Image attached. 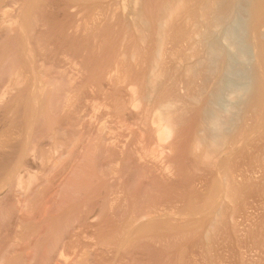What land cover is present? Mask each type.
Wrapping results in <instances>:
<instances>
[{"label": "rangeland", "instance_id": "rangeland-1", "mask_svg": "<svg viewBox=\"0 0 264 264\" xmlns=\"http://www.w3.org/2000/svg\"><path fill=\"white\" fill-rule=\"evenodd\" d=\"M79 1L0 0V71L4 74L8 66L14 65L27 76L22 89L9 97V101L14 102L0 110V184L4 181L2 178L8 183L5 190L0 191V264H264V125H261L264 122L261 121L264 116V40L261 42V75L254 70V87L240 113L238 111V116L227 113L222 117L221 125L227 130L218 137L217 143L210 146L208 137L209 100L216 92L226 59H220L215 69L209 55L210 46L218 36H223L224 26L234 18L239 0H192L189 8L166 30L163 43L166 45L160 54V19L165 0H138L136 12H132L131 6L122 7L124 0ZM258 1L264 9V0ZM22 7L24 11L20 10ZM252 7L254 5L249 9ZM5 10L9 13L4 14ZM28 11L35 18H27V26L23 28L26 31L22 33L16 23L11 25L10 19L19 18V12L27 15ZM41 13L46 15L50 27L44 33L36 25ZM33 27L35 29H31ZM31 65L34 68L31 69ZM41 68L45 74L41 73ZM32 85L36 88L34 93L29 90ZM138 87L142 88L139 93L142 106L134 110L129 100L132 89L138 91ZM16 99H19L18 105ZM167 103L170 107L165 109ZM142 111L145 112L141 114ZM164 111L177 132L170 155L177 176L169 172L171 181H161L159 185L160 178L147 174L150 172L146 163L157 160L160 164L167 163L166 158H153L159 157L166 146L158 138L154 123L158 113ZM258 124L263 127L259 128ZM79 147H85L83 152L88 151L82 153ZM143 149L148 150L150 159L140 161L136 154ZM57 152L64 153L63 158ZM194 161H198L197 165ZM14 167L19 169L18 173L12 177L13 181L11 178L7 182L8 173L17 172ZM222 191H227V195L221 196ZM33 210L38 213L35 211L33 215ZM155 213L158 221H151L150 216ZM140 222L144 225L138 228L142 225ZM130 229L136 236L128 233Z\"/></svg>", "mask_w": 264, "mask_h": 264}, {"label": "bare ground", "instance_id": "bare-ground-1", "mask_svg": "<svg viewBox=\"0 0 264 264\" xmlns=\"http://www.w3.org/2000/svg\"><path fill=\"white\" fill-rule=\"evenodd\" d=\"M24 1V0H23ZM26 1H28V0H26ZM29 1H31V0H29ZM74 1H76V0H74ZM81 1V0H80ZM79 1V2H80ZM105 1V0H104ZM127 1V0H126ZM224 1V0H223ZM235 1V0H234ZM238 1V0H237ZM19 2V1H18ZM21 2V1H20ZM19 2V3H20ZM34 2V1H33ZM41 2V1H40ZM39 2V3H40ZM83 2V1H82ZM115 2V1H114ZM120 2V1H119ZM121 2H122V0H121ZM145 2V1H144ZM150 2V1H149ZM191 2H192V0H165V2H164V5H163V8H162V14H161V19H160V27H161V29H162V32H161V38H160V48H159V50H160V52H158L159 54L160 53H162L161 52V48L163 47V45L165 46L166 44H163L164 43V40H166L165 39V37H164V35H166L165 34V32H166V30H168V27H170V24L171 23H173V21H175V19H177V18H179L181 15H182V13L185 11V9H187V8H189V6H190V4H191ZM44 3H46V2H44ZM123 3V6L122 7H124L125 9H126V7H128V6H131V10H132V12H136V10H137V4H138V0H129L128 1V3L127 2H125V0L122 2ZM13 4V3H12ZM28 4H31V2L30 3H28ZM35 4V3H34ZM76 4V3H75ZM115 4H116V2H115ZM114 4V5H115ZM212 4V3H211ZM8 5V4H7ZM19 5V4H18ZM21 5H22V2H21ZM38 5V4H37ZM39 5H41V4H39ZM42 5H44L45 6V4H42ZM46 5H49L48 3L46 4ZM83 5V4H82ZM110 5V4H109ZM237 5V4H236ZM251 5H254V7H252L253 9H249V7L251 6ZM4 6L5 5H3V8H4ZM13 6V5H12ZM106 6V5H105ZM119 7H120V5H118ZM141 6V5H140ZM213 6V5H212ZM24 7H26V6H24ZM29 7H30V5H29ZM31 7H32V4H31ZM34 7V6H33ZM37 8L38 7H40V6H36ZM205 7V6H204ZM209 7V6H208ZM229 7V6H228ZM1 8V7H0ZM6 8H7V6H6ZM201 8V7H200ZM212 8V7H211ZM15 9H16V7H15ZM23 10L24 11V9H23V7L22 8H20V10ZM33 9H35V7L33 8ZM40 9V8H39ZM110 9H112V7L110 8ZM116 9H117V7H116ZM115 9V10H116ZM121 9V8H120ZM191 9V8H190ZM206 9V8H205ZM232 9V8H231ZM234 9V8H233ZM232 9V10H233ZM2 9H0V11H1ZM12 10V9H11ZM46 10V9H45ZM113 10V9H112ZM119 10V9H118ZM130 10V11H131ZM208 10V9H207ZM213 10V9H212ZM30 11H31V9H30ZM30 11H28L29 13L27 14V15H23L25 12H23V14H21V12H19L18 14H19V18H17V19H10V21H11V25H13L14 23H16V25L15 26H19L21 29H22V33H23V28H25L27 25V18L28 17H30V16H34V18H35V15H33V13H31ZM38 11V10H37ZM36 11V12H37ZM120 11V10H119ZM125 11V10H124ZM123 11V12H124ZM82 12V11H81ZM132 12H131V15H132ZM187 12V11H186ZM208 12H210V11H208ZM7 13H9V10H5V12H4V14H7ZM39 13V12H38ZM189 13V12H188ZM203 13V12H202ZM263 13H264V9H261V6H260V2L258 1V0H239V4L237 5V7H236V9H235V16H234V18L231 20V22L225 27L224 26V28H225V30H224V32H223V36L221 37V38H219V36L215 39V40H213V42L211 43V46H210V53H209V55H210V58H211V61H212V65H213V67L215 68V69H218V67H219V60L220 59H222V58H226L225 59V66H224V69H223V72H222V74H221V76H220V78H219V81H218V85H217V89H216V92L214 93V95H213V97H212V100H209V101H211V107H210V112H209V114H210V120L209 121H211L210 123V136H208V137H210L209 139H210V142H209V145H210V143H217V140H218V137L222 134V132H225L226 130H227V127L225 126V125H221V122H223V120H222V117L223 116H225L227 113H229V114H231V115H236L237 113H238V111H239V113H240V108L242 107V105H243V103H244V101H245V99H246V97L249 95V93L251 92V90H252V88L254 87V82H255V73H254V70L256 69V72L259 74V71H261V69L263 68V52H262V47H261V42L264 40V15H263ZM16 14H17V11H16ZM21 14V15H20ZM42 14V16H40L38 19H37V21H36V25H37V27H38V29L40 30V31H43V33L44 32H47V30H49L48 28H50L49 27V22L47 21V17H46V15H44L43 16V13H41ZM44 14H45V11H44ZM110 14V13H109ZM127 14V13H126ZM187 14V13H186ZM190 14V13H189ZM188 14V15H189ZM230 14V13H229ZM2 15V14H1ZM1 15H0V18H1ZM12 15V14H11ZM10 15V16H11ZM112 15V14H111ZM129 15H130V13H129ZM134 15V14H133ZM137 15V14H136ZM141 15V14H140ZM5 16V15H4ZM124 16H125V14H124ZM135 16V15H134ZM206 16H207V12H206ZM9 17V16H8ZM128 17H130V16H128ZM6 18V17H5ZM13 18H14V16H13ZM16 18V17H15ZM33 18V19H34ZM36 18H37V16H36ZM125 18V17H124ZM133 17L131 16V18L130 19H132ZM202 18V17H201ZM229 18V17H228ZM7 19V18H6ZM9 19V18H8ZM32 19V18H31ZM182 19V18H181ZM223 19V18H222ZM2 20V19H1ZM30 20V19H29ZM35 20V19H34ZM124 20V19H123ZM133 20V19H132ZM138 20V19H137ZM142 20V19H141ZM187 20H189V19H187ZM194 20H195V18H194ZM32 21V20H31ZM84 21V20H83ZM96 21V20H95ZM97 21H99V20H97ZM96 21V22H97ZM107 21V20H106ZM105 21V22H106ZM130 21V20H129ZM134 21V20H133ZM140 21V20H139ZM185 21V20H184ZM207 21H209V20H207ZM227 21V20H226ZM1 22V21H0ZM29 22V21H28ZM51 22V21H50ZM92 22H93V19H92ZM96 22H94V23H96ZM125 22V21H124ZM145 22H147V21H145ZM180 22V21H179ZM196 22V21H195ZM225 22V21H224ZM6 23V22H5ZM4 23V24H5ZM13 23V24H12ZM33 23V22H32ZM76 23V22H75ZM79 23V22H78ZM87 23V22H86ZM85 23V24H86ZM90 23H91V21H90ZM133 23V22H132ZM135 23V22H134ZM133 23V24H134ZM182 23H183V21H182ZM191 23V22H190ZM199 23V22H198ZM204 23H205V21H204ZM217 23V22H216ZM3 24V25H4ZM88 24V23H87ZM141 24V23H140ZM157 24V23H156ZM185 24H186V22H185ZM221 24V23H220ZM2 25V26H3ZM72 25V24H71ZM80 25V24H79ZM81 25H82V23H81ZM129 25V24H128ZM153 25V24H152ZM182 25H184V24H182ZM199 25H200V23H199ZM222 25V24H221ZM10 26V25H9ZM83 26V25H82ZM81 26V27H82ZM102 26V25H101ZM100 26V28H102ZM126 26V25H125ZM130 26V25H129ZM133 26V25H132ZM139 25H137V27H138ZM142 26V25H141ZM171 26H172V24H171ZM176 26H177V23H176ZM1 27V26H0ZM52 27V26H51ZM78 27H80V26H78ZM87 27V26H86ZM85 27V28H86ZM89 27V31H90V29H91V27L90 26H88ZM131 27V26H130ZM129 27V28H130ZM134 27V26H133ZM143 27H145V26H143ZM199 27V26H198ZM214 27H215V25H214ZM11 28V27H10ZM19 28V29H20ZM77 28V27H76ZM139 28H141V27H139ZM187 28V27H186ZM192 28H193V26H192ZM201 28V27H200ZM209 28V27H208ZM12 29H14V27L12 28ZM28 29V28H27ZM31 29H35L34 27L33 28H31ZM61 29V28H60ZM103 29V28H102ZM137 29V28H136ZM146 29V28H145ZM159 29V28H158ZM171 29V28H170ZM160 30V29H159ZM180 30V29H179ZM24 31H26V30H24ZM37 31V30H36ZM88 31V30H87ZM89 31H88V33H89ZM137 31H139V30H137ZM161 31V30H160ZM10 32H12V30L10 31ZM33 32H34V30H33ZM146 32V31H145ZM194 32V31H193ZM218 32V31H217ZM14 33V32H13ZM195 33V32H194ZM221 33V32H220ZM4 34V33H3ZM3 34H1V35H3ZM7 34V33H6ZM9 34V33H8ZM146 34H147V32H146ZM199 34V33H198ZM201 34V33H200ZM199 34V35H200ZM209 34L211 35L212 34V30L209 32ZM27 35V34H26ZM34 35V34H33ZM32 35V36H33ZM82 35H84V33L82 34ZM195 35V34H194ZM12 36V35H11ZM16 36V35H15ZM29 35H27L26 36V38L28 37ZM35 36H37V35H35ZM41 36V35H40ZM18 38H20V37H18ZM30 38H31V36H30ZM33 38V37H32ZM31 38V39H32ZM49 38V37H48ZM198 38H200V36L198 37ZM7 39H9V38H7ZM129 39H131V38H129ZM15 40V39H14ZM13 40V41H14ZM27 40H28V38H27ZM35 40H36V38H35ZM177 40V39H176ZM12 41V42H13ZM17 41V40H16ZM18 41H19V39H18ZM17 41V42H18ZM25 41V40H24ZM157 41H159V39L157 40ZM174 41V40H173ZM61 42V41H60ZM143 42V41H142ZM141 42V43H142ZM169 42V41H168ZM207 42V41H206ZM19 43V42H18ZM47 43V42H46ZM133 43V42H132ZM22 44V43H21ZM45 44V43H44ZM43 44V45H44ZM55 44V43H54ZM184 44V43H183ZM201 44V43H200ZM199 44V45H200ZM24 45H26V42H25V44ZM23 45V46H24ZM27 45H28V48L30 47V44L29 43H27ZM33 45H35V44H33ZM203 45V44H202ZM13 46V45H12ZM15 46V45H14ZM19 46V45H18ZM31 46H32V43H31ZM41 46V45H40ZM49 46V45H48ZM51 46H52V44H51ZM56 46V45H55ZM35 47H38V46H35ZM42 47V46H41ZM203 47V46H202ZM201 47V48H202ZM7 48V47H6ZM19 48V47H18ZM25 48V47H24ZM1 49V48H0ZM8 49V48H7ZM12 49V48H11ZM17 49V48H16ZM47 49V48H46ZM144 49V48H143ZM209 49V48H208ZM26 50V49H25ZM31 50V47H30V49H29V51ZM127 50V49H126ZM5 51V50H4ZM20 51V50H19ZM27 51V50H26ZM130 51V50H129ZM158 51V50H157ZM166 51V50H165ZM173 51V50H172ZM1 52V51H0ZM3 52V51H2ZM16 52V51H15ZM30 52H32V51H30ZM43 52V51H42ZM143 52V51H142ZM148 52V51H147ZM164 52V51H163ZM208 52V51H207ZM14 53V52H13ZM12 53V54H13ZM19 53V52H18ZM41 53V52H40ZM157 53V54H158ZM174 53V52H173ZM177 53V52H176ZM23 54V53H22ZM21 54V55H22ZM29 54V53H28ZM42 54V53H41ZM47 54V53H46ZM127 54V53H126ZM135 54V53H134ZM14 55H15V53H14ZM24 55H25V52H24ZM125 55V54H124ZM197 55V54H196ZM208 55V56H209ZM9 56V55H8ZM10 56H11V54H10ZM9 56V57H10ZM13 56V55H12ZM29 57H30V55H28ZM33 56V55H32ZM136 56V55H135ZM140 56V55H139ZM165 56V55H164ZM198 56V55H197ZM1 57V56H0ZM3 57H5V55L3 56ZM21 57V56H20ZM22 57H23V55H22ZM121 57H123V55L121 56ZM133 55H132V59H133ZM138 57V56H137ZM147 57V56H146ZM157 57H158V55H157ZM17 58V57H16ZM28 58V57H27ZM172 58V57H171ZM185 58V57H184ZM197 58H199V57H197ZM1 59V58H0ZM7 59H9V58H7ZM33 59V58H32ZM88 59V58H87ZM124 59H125V56H124ZM131 59V58H130ZM160 59V58H159ZM182 59V58H181ZM186 59V58H185ZM200 59H202V58H200ZM122 60V59H121ZM183 60V59H182ZM6 61V60H5ZM15 61V60H14ZM30 61V60H29ZM41 61V60H40ZM120 61V60H119ZM118 61V62H119ZM140 61H142V60H140ZM146 61V60H145ZM156 61V60H155ZM175 61V60H174ZM2 62H4V61H2ZM16 62H17V60H16ZM15 62V63H16ZM42 62V61H41ZM44 62V61H43ZM46 62H47V60H46ZM183 62V61H182ZM208 62V61H207ZM21 63V62H20ZM25 63V62H24ZM158 63H159V61H158ZM173 63V62H172ZM14 64V63H13ZM19 64V63H18ZM33 64V63H32ZM45 64V63H44ZM47 64V63H46ZM62 64V63H61ZM167 64V63H166ZM203 64H205V63H203ZM222 64V63H221ZM2 65V64H1ZM9 65V64H8ZM43 65V64H42ZM140 65V64H139ZM142 65V64H141ZM140 65V66H141ZM144 65V64H143ZM6 66V65H5ZM118 66V65H117ZM173 66V65H172ZM222 66V65H221ZM30 67V66H29ZM47 67H49L48 65H47ZM55 67H57V66H55ZM128 67V66H127ZM136 67V66H135ZM144 67V66H143ZM155 67H156V64H155ZM186 67V66H185ZM199 67H201V65L199 66ZM209 67V66H208ZM6 67H4V69H5ZM26 68V67H25ZM32 68H34V67H32V65H31V69ZM54 68V67H53ZM85 68V67H84ZM106 68V67H105ZM107 68H108V66H107ZM134 68V67H133ZM197 68V67H196ZM22 69V68H21ZM37 69V71H38V67L36 68ZM42 69V68H41ZM40 69V71H41V73L43 72L44 73V71H43V69L41 70ZM47 69V68H46ZM58 69V68H57ZM87 69V68H86ZM118 69V68H117ZM139 69V68H138ZM137 69V70H138ZM182 69V68H181ZM210 69H212L211 67H210ZM209 69V70H210ZM26 70V69H25ZM126 70V69H125ZM155 71L157 70V69H154ZM197 70V69H196ZM3 70H1L0 71V110H2V109H5L6 107H8V103H10L12 100H10L9 101V97H11L13 94H16V92L17 91H20L21 89H22V87H23V85L25 84V82H26V80H27V76H26V73H24V71L22 72L21 70H20V68L19 67H17V66H14V65H11V66H8V69H7V72H5L4 74H3V72H2ZM47 71H48V69H47ZM119 71V70H118ZM118 71H117V73H118ZM141 71H142V69H141ZM172 71V70H171ZM179 71V70H178ZM213 71V70H212ZM215 71V70H214ZM33 72H35L34 71V69H33ZM32 72V73H33ZM100 72V71H99ZM205 72H207L206 70H205ZM217 72V71H216ZM263 72V71H262ZM59 73V72H58ZM61 73V72H60ZM64 73V72H63ZM63 73H62V75H63ZM81 73V72H80ZM104 73V72H103ZM33 74H35V73H33ZM45 74V73H44ZM36 75V74H35ZM105 75V74H104ZM125 75V74H124ZM144 75H145V73H144ZM144 75H143V77H144ZM155 75V74H154ZM211 75V74H210ZM261 74H259V76H260ZM41 76H43V75H41ZM51 76V75H50ZM49 76V77H50ZM114 76V75H113ZM119 76V75H118ZM153 76V75H152ZM167 76V75H166ZM263 76V75H262ZM35 77L36 76H34V79H35ZM64 77V76H63ZM116 77V76H115ZM125 77V76H124ZM140 77V76H139ZM151 77V76H150ZM154 77V76H153ZM191 77V76H190ZM200 77V76H199ZM46 78H48V77H46ZM55 78V77H54ZM57 78V77H56ZM55 78V79H56ZM118 78V77H117ZM201 78V77H200ZM262 78H264V76L262 77ZM33 79V78H32ZM45 78H43V80H44ZM50 80H51V78H49ZM76 79V78H75ZM149 79V78H148ZM36 80V79H35ZM50 80H48V81H50ZM62 80V79H61ZM65 80V79H64ZM112 80V79H111ZM129 80V79H128ZM194 80V79H193ZM208 80V79H207ZM260 80V79H259ZM258 80V81H259ZM56 81V80H55ZM142 81V80H141ZM211 81V80H210ZM52 82V81H51ZM60 82V81H59ZM116 82V81H115ZM139 82V81H138ZM150 82V81H149ZM155 82V81H154ZM117 83V82H116ZM124 83V82H123ZM197 83V82H196ZM32 84V83H31ZM122 84V83H121ZM149 84V83H148ZM167 84H169V83H167ZM198 84V83H197ZM34 85H35V82H34ZM34 85H32V89H29L32 93H34L35 92V90H36V88H35V86ZM42 85V84H41ZM47 85V84H46ZM63 85H64V82H63ZM109 85V84H108ZM123 85V84H122ZM124 85H125V83H124ZM141 85V84H140ZM150 85H152V83H150ZM150 85H147L146 87H148V86H150ZM159 85V84H158ZM28 86V85H27ZM48 86V85H47ZM121 86V85H120ZM120 86H119V88H120ZM153 86H154V84H153ZM41 87V86H40ZM63 87V86H62ZM122 87V86H121ZM127 87V86H126ZM175 87V86H174ZM216 87V86H215ZM45 88V87H44ZM48 88V87H47ZM139 88V87H138ZM205 88V87H204ZM203 88V89H204ZM39 89V88H38ZM41 89H42V87H41ZM140 89V90H139ZM138 89V91L134 88V89H132L133 90V95H132V97L130 98V100H129V104L133 107V109L135 110V109H137V108H140L142 105H141V103H142V101H141V97H140V95H139V93H140V91H141V89L142 88H139ZM210 89V88H209ZM46 90V89H45ZM150 90V89H149ZM214 90V89H213ZM213 90H211L212 92H214ZM260 90V89H259ZM29 91V92H30ZM115 91V90H114ZM151 91H153V90H151ZM155 91H156V89H155ZM198 91H201V90H198ZM46 92V91H45ZM61 92H63V90H61ZM145 93H146V91H144ZM183 92V91H182ZM212 92H211V94H212ZM26 93V92H25ZM195 93H197V92H195ZM256 93V92H255ZM260 93V92H259ZM36 94H38V93H36ZM35 94V95H36ZM129 94H130V92H129ZM152 94V93H151ZM153 94H154V92H153ZM20 95V94H19ZM32 95V94H31ZM34 95V94H33ZM62 95H64V94H62ZM143 95H145V94H143ZM252 95H253V93H252ZM256 95V94H255ZM15 96V95H14ZM38 96V95H37ZM61 96V95H60ZM155 96V95H154ZM199 96V95H198ZM262 96V95H261ZM260 96V97H261ZM24 97V96H23ZM30 97V96H29ZM44 97V96H43ZM130 97V96H129ZM148 97V96H147ZM150 97H151V95H150ZM195 97V96H194ZM200 97V96H199ZM198 97V98H199ZM25 98H26V96H25ZM38 98V97H37ZM64 98V97H63ZM143 98H144V96H143ZM176 98V97H175ZM28 99V98H27ZM35 99H36V96H35ZM34 99V101H36L37 100V105H39L38 104V100L39 99H36L35 100ZM156 99V98H155ZM197 99V98H196ZM209 99H211V98H209ZM17 100V99H16ZM22 100V99H21ZM24 100V99H23ZM63 100V99H62ZM61 100V101H62ZM201 100V99H200ZM18 101H19V99L17 100V105H18ZM33 101V100H32ZM60 101V102H61ZM64 101V100H63ZM152 101H153V99H152ZM12 102H14V101H12ZM21 102V101H20ZM23 102V101H22ZM29 102V101H28ZM27 102V103H28ZM127 102V101H126ZM146 102H147V99H146ZM155 102V101H154ZM35 102H33V104H34ZM36 103H35V105H36ZM82 103V102H81ZM12 104V103H11ZM21 104V103H20ZM41 104V103H40ZM64 104V103H63ZM147 104V103H146ZM24 104H22V106H23ZM26 105V104H25ZM28 105V104H27ZM206 105V104H205ZM12 108H14V105L12 104ZM21 106V105H20ZM19 106V107H20ZM21 106V108H23ZM28 106H26V108H27ZM60 107H61V104H60ZM152 108H153V105L151 106ZM150 107V108H151ZM170 107V105L167 103V105H165V109L166 108H169ZM10 108V107H9ZM25 108V109H26ZM37 108V107H36ZM162 108H163V106H162ZM51 109V108H50ZM54 109V108H53ZM156 109V108H155ZM22 110V109H21ZM27 110V109H26ZM30 110H31V108H30ZM36 110V109H35ZM38 110V109H37ZM36 110V111H37ZM186 110V109H185ZM206 110V109H205ZM11 111V110H10ZM9 111V112H10ZM13 111V110H12ZM36 111H35V113H36ZM41 111V110H40ZM77 111V110H76ZM103 111V110H102ZM141 111V110H140ZM146 111H148V110H146ZM157 111V110H156ZM8 112V113H9ZM16 112H18V111H16ZM100 112V111H99ZM143 112H145V111H142V113L141 114H143ZM158 112V111H157ZM166 111H164V112H159L158 113V116L156 117V119L154 120V123L157 125V129H156V133H157V136H158V138L160 139V140H162L164 143H165V145L166 146H164L163 148H162V150H161V152H160V155H159V157H153V158H166V160L167 161H165V162H167V163H163V164H160V163H158V160H157V162L156 161H153V162H151V163H146V168H148L149 169V172L150 173H148V171H147V174H151L152 176H154V177H158V178H160V183H158V182H156V183H158L159 185H161V181H163V182H169V181H171V172H174L175 174H176V176H177V173L175 172V168L173 167V164L171 163V159H170V155H171V153L173 152L172 151V146H171V144H172V142H173V140L175 139V137H177L176 136V134H177V132H176V130H175V127L173 126V124H172V122H171V119L169 118V116L167 115V113H165ZM12 113V112H11ZM10 113V115H12ZM35 113H34V115H35ZM128 113V112H127ZM260 113V112H259ZM264 113V111L262 112V114ZM148 114V113H147ZM33 115V114H32ZM205 115H207V114H205ZM14 116H16V115H14ZM36 116H37V114H36ZM35 116V117H36ZM237 116H238V114H237ZM263 116V115H262ZM34 117V118H35ZM193 117H195V116H193ZM264 117V116H263ZM262 117V119H261V121L263 122L264 121V118ZM12 118V117H11ZM49 118V117H48ZM205 118V117H204ZM235 118V117H234ZM236 118H238V117H236ZM32 119H33V117H32ZM151 119V118H150ZM231 119V118H230ZM13 120H15V118L13 119ZM82 120V119H81ZM153 120V119H152ZM34 121V120H33ZM58 121V120H57ZM90 121V120H89ZM95 121V120H94ZM14 122V121H13ZM12 122V123H13ZM27 123H28V121H27ZM151 123V122H150ZM152 123H153V121H152ZM151 123V124H152ZM153 123V124H154ZM232 123V122H231ZM53 124V123H52ZM60 124V123H59ZM144 124V123H143ZM195 124V123H194ZM233 124V123H232ZM13 125V124H12ZM23 125V124H22ZM31 125V124H30ZM74 125V124H73ZM92 125V124H91ZM178 125V124H177ZM261 125H264V122H263V124H261ZM93 127V126H92ZM152 127H153V125H152ZM258 127H259V124H258ZM261 127H263V126H261ZM261 127H259V128H261ZM20 128V127H19ZM48 128V127H47ZM106 128V127H105ZM145 128V127H144ZM156 128V127H155ZM33 129V128H32ZM92 129V128H91ZM258 129V128H257ZM83 130V129H82ZM146 130V129H145ZM205 130V129H204ZM232 130V129H231ZM101 132V131H100ZM197 132V131H196ZM142 133V132H141ZM10 134V133H9ZM87 134V133H86ZM144 134H145V132H144ZM229 134V133H228ZM257 134V133H256ZM11 135V134H10ZM17 135V134H16ZM27 135H28V132H27ZM103 135V134H102ZM102 135H100V136H102ZM243 135V134H242ZM241 135V136H242ZM262 135V134H261ZM29 136V135H28ZM86 136V135H85ZM104 136V135H103ZM138 136V135H137ZM199 136V135H198ZM228 136V135H227ZM263 136V135H262ZM5 137V136H4ZM9 137V136H8ZM105 137V136H104ZM2 138V137H1ZM17 138V137H16ZM103 138V137H102ZM110 138V137H109ZM112 138V137H111ZM110 138V139H111ZM147 138H148V136H147ZM3 139V138H2ZM8 139V138H7ZM14 139V138H13ZM108 139V138H107ZM158 139V140H159ZM206 139V138H205ZM5 140V139H4ZM102 140V139H101ZM106 140V139H105ZM109 140V139H108ZM1 141V140H0ZM6 141V140H5ZM11 141V140H10ZM14 141V140H13ZM29 141V140H28ZM246 141V140H245ZM244 141V142H245ZM251 141V140H250ZM249 141V142H250ZM257 141V140H256ZM9 142V141H8ZM16 142V141H15ZM103 142H105V141H103ZM111 142V141H110ZM118 142V141H117ZM238 142V141H237ZM237 142H236V144H237ZM243 142V141H242ZM247 142V141H246ZM4 144V143H3ZM83 144H85V143H83ZM233 144V143H232ZM59 145V144H58ZM62 145V144H61ZM112 145H114V144H112ZM183 145V144H182ZM207 145V144H206ZM213 145V144H212ZM5 146V145H4ZM198 146V145H197ZM205 146V145H204ZM211 146V145H210ZM63 147V146H62ZM81 147V146H80ZM79 147V148H80ZM117 147V146H116ZM144 147H146V146H144ZM171 147V148H170ZM180 147V146H179ZM83 148V147H82ZM82 148H80L81 150L80 151H82ZM89 147H87V149H88ZM169 148V149H168ZM207 148V147H206ZM205 148V149H206ZM222 148V147H221ZM235 148V147H234ZM236 148H238V145H237V147ZM235 148V149H236ZM3 149V148H2ZM6 149V148H5ZM123 149H124V147H123ZM148 149V148H147ZM152 149V148H151ZM166 149L167 150H169V152L168 151H166ZM203 148L202 147H200V152H201V150H202ZM204 149V150H205ZM240 148H238V150H239ZM7 150H9V149H7ZM83 150H85V147L83 148ZM90 150V149H89ZM119 150V149H118ZM126 150V149H125ZM233 150V149H232ZM237 150V151H238ZM1 151V150H0ZM24 151V150H23ZM88 151V150H87ZM87 151H84V152H87ZM108 151H110L109 150V148H108ZM123 151V150H122ZM152 151V150H151ZM172 151V152H171ZM236 151V150H235ZM2 152V151H1ZM26 152H27V150H26ZM62 152V151H61ZM64 152V151H63ZM83 151H82V153H84ZM126 152V151H125ZM129 152V151H128ZM198 152V151H197ZM239 152V151H238ZM24 153V152H23ZM58 154L60 153V152H57ZM152 153V152H151ZM150 153V154H151ZM159 153V152H158ZM195 153V152H194ZM240 153V152H239ZM3 154V153H2ZM24 154H27V153H24ZM23 154V155H24ZM64 154V153H63ZM62 153H60V155H62V158H63V155ZM73 154H74V152H73ZM81 154V153H80ZM86 154V153H85ZM123 154V153H122ZM121 154V155H122ZM136 154V153H135ZM156 154V153H155ZM222 154V153H221ZM225 154V153H224ZM234 154V153H233ZM21 155H22V151H21ZM28 155V154H27ZM70 155V154H69ZM104 155V154H103ZM125 155V154H124ZM137 155V156H136ZM135 156L137 157V158H139L140 159V161H142L143 160V158H146V160H147V158H149L150 159V157H149V154H148V150H146V149H143V150H141V151H137V154H136ZM225 155H227V154H225ZM26 155H24V157H25ZM59 156V155H58ZM67 156V155H66ZM78 156V155H77ZM81 156V155H80ZM130 156V155H129ZM197 156H199L198 154H197ZM23 157V158H24ZM60 157V156H59ZM82 157V156H81ZM176 157V156H175ZM223 157V156H222ZM18 158V157H17ZM20 158H21V156H20ZM61 158V157H60ZM74 158H75V156H74ZM77 158V157H76ZM124 158V157H123ZM152 158V157H151ZM168 158V159H167ZM196 158V157H195ZM220 158V157H219ZM134 159V158H133ZM222 159V158H221ZM79 160V159H78ZM153 160V159H152ZM224 160V159H223ZM72 161V160H71ZM138 161V160H137ZM151 161V160H150ZM163 161V160H162ZM162 161H160V162H162ZM198 162V161H197ZM196 162V163H197ZM199 162H200V160H199ZM19 163V162H18ZM194 163H195V161H194ZM195 163V165H197ZM218 164H219V162H217ZM14 164V163H13ZM71 164V163H70ZM140 164H141V162H140ZM143 164H144V162H143ZM17 165V164H16ZM145 165V164H144ZM174 165H175V163H174ZM217 165V164H216ZM220 166V165H219ZM16 167V166H15ZM14 167V169L17 171V172H15V173H12V175L10 174L11 172H6V173H8L9 174V177H10V180L9 181H7V182H10L11 181V178L12 177H15L16 176V174L18 173V170L16 169ZM76 167V166H75ZM181 167V166H180ZM198 167H199V165H198ZM211 167V166H210ZM226 167V166H225ZM10 168H11V166H10ZM7 169V168H6ZM5 169V170H6ZM12 169V168H11ZM144 169V168H143ZM197 169V168H196ZM204 169V168H203ZM218 169V168H217ZM229 169V168H228ZM10 170V169H9ZM219 170V169H218ZM203 171V170H202ZM4 172V171H3ZM169 172H170V174H169ZM60 173V172H59ZM204 173V172H203ZM218 173H220V172H218ZM7 174V175H8ZM20 174V173H19ZM206 175V174H205ZM220 175V174H219ZM223 175L224 174H222V177H223ZM2 176V175H1ZM4 176H6V174L4 175ZM172 176H174L173 174H172ZM7 177V176H6ZM8 177V178H9ZM153 177V178H154ZM180 177V176H179ZM236 177V176H235ZM152 178V179H153ZM155 178V179H156ZM2 179H4V181H2L1 182V184H0V191L1 190H5V188L8 186V183H5L6 181H5V178H2ZM7 179V178H6ZM17 179V178H16ZM18 179H20V178H18ZM204 179V178H203ZM218 179V178H217ZM224 179V178H223ZM243 179V178H242ZM225 180V179H224ZM240 180V179H239ZM249 180V179H248ZM12 181H13V178H12ZM19 181H21V180H19ZM153 181V180H152ZM155 181V180H154ZM206 181H207V179H206ZM176 182V181H175ZM218 182V181H217ZM228 182V181H227ZM239 182V181H238ZM19 183V182H18ZM22 183V182H21ZM233 183V182H232ZM10 184V183H9ZM153 184V183H152ZM155 184V183H154ZM153 184V185H154ZM169 183H167V185H168ZM216 184V183H215ZM220 184V183H219ZM222 184H224V183H222ZM221 184V185H222ZM227 184V183H226ZM176 185H177V182H176ZM194 185V184H193ZM233 185V184H232ZM155 186V185H154ZM192 186V185H191ZM215 186V185H214ZM234 186H235V184H234ZM239 186V185H238ZM240 186H241V182H240ZM159 187V186H158ZM205 187V186H204ZM218 186H216V188H217ZM226 187V186H225ZM224 187V188H225ZM237 187V186H236ZM165 188V187H164ZM168 188V187H167ZM240 188V187H239ZM29 189V188H28ZM160 189V188H159ZM201 189H202V187H201ZM219 189V188H218ZM216 190V189H215ZM220 190V189H219ZM224 190V189H223ZM111 191V190H110ZM161 191V190H160ZM218 191V190H217ZM234 191H235V187H234ZM215 192V191H214ZM213 192V193H214ZM227 192V191H226ZM225 191H222V194H221V196L224 194V195H227V194H225L226 193ZM232 192V191H231ZM230 192V193H231ZM0 193H2V192H0ZM161 193V192H160ZM211 193V192H210ZM218 193V192H217ZM235 193H236V191H235ZM235 193H234V195H235ZM202 194V193H201ZM215 194V193H214ZM229 194V193H228ZM71 195V194H70ZM162 195V194H161ZM199 195H200V193H199ZM231 195H232V193H231ZM72 196V195H71ZM110 196V195H109ZM202 196V195H201ZM236 196V195H235ZM64 197V196H63ZM69 197V196H68ZM212 197H213V195H212ZM216 197V196H215ZM227 197V196H226ZM62 198V197H61ZM75 198V197H74ZM114 198V197H113ZM205 198V197H204ZM228 198H229V195H228ZM198 199V198H197ZM200 199H201V197H200ZM209 199V198H208ZM225 199V198H224ZM214 201V200H213ZM227 201V200H226ZM221 202H222V200H221ZM62 203V202H61ZM113 203V202H112ZM204 203V202H203ZM209 203V202H208ZM216 203H217V201H216ZM25 205H27V204H25ZM212 205H213V203H212ZM219 205V204H218ZM28 206V205H27ZM27 206H26V209H27ZM64 206V205H63ZM183 206V205H182ZM194 206V205H193ZM197 206V205H196ZM24 207V206H23ZM113 207V206H112ZM159 207H160V205H159ZM201 207V206H200ZM214 207V206H213ZM30 208H31V206H30ZM42 208V207H41ZM45 208V207H44ZM49 208V207H48ZM61 208V207H60ZM182 208V207H181ZM197 208V207H196ZM206 208V207H205ZM18 209V208H17ZM21 209H22V207H21ZM26 209H24V210H26ZM35 209V208H34ZM161 209V208H160ZM194 209V208H193ZM222 209V208H221ZM40 210V209H39ZM45 210H47V209H45ZM154 210H156L157 211V209H153V211ZM176 210V209H175ZM200 210V209H199ZM209 210V209H208ZM212 210V209H211ZM217 210V209H216ZM219 210V209H218ZM235 210V209H234ZM27 211V210H26ZM26 211H24V212H26ZM34 211V210H33ZM32 211V212H33ZM35 211H37V213H38V210H35ZM34 211V212H35ZM42 211V210H41ZM165 211V210H164ZM170 211V210H169ZM168 211V212H169ZM174 211V210H173ZM172 211V212H173ZM193 211V210H192ZM191 211V212H192ZM206 211V210H205ZM23 211H21V213H22ZM29 212V211H28ZM27 212V213H28ZM160 212H162L161 210H160ZM172 212H170V213H172ZM190 212V213H191ZM195 212V211H194ZM212 212V211H211ZM20 213V214H21ZM27 213H25V216H29ZM43 213H45V212H43L42 211V214ZM49 213H50V211H49ZM152 213V212H151ZM158 213H159V211H158ZM163 213V212H162ZM181 213V212H180ZM196 213V212H195ZM195 213L194 214H192V215H194L195 216ZM213 213V212H212ZM211 213V214H212ZM217 213V212H216ZM19 214V215H20ZM23 214V213H22ZM22 214H21V217H23L22 216ZM27 214V215H26ZM36 214V212L33 214V215H35ZM39 214H41L40 212H39ZM41 214V215H42ZM47 214H48V212H47ZM197 215H198V213H196ZM200 214V213H199ZM202 214H204V213H202ZM220 214V213H219ZM183 215H184V213H183ZM188 215H189V213H188ZM30 216H32L31 214H30ZM44 216V215H43ZM42 216V217H43ZM46 216V215H45ZM44 216V217H45ZM90 216V215H89ZM100 216V215H99ZM164 216H167L166 214H164ZM182 216V215H181ZM186 216H187V214H186ZM190 216V215H189ZM193 216V217H194ZM214 216H217V215H214ZM220 216V215H219ZM36 217H37V215H36ZM36 217H34V218H36ZM43 217V218H44ZM49 217V216H48ZM64 217V216H63ZM158 215L155 213L154 215H151L150 216V220L152 221V220H156V219H158ZM173 217V216H172ZM175 217V216H174ZM178 217V216H177ZM188 217V216H187ZM196 217V216H195ZM199 217V216H198ZM24 218V217H23ZM28 218V217H27ZM144 218V217H143ZM161 218V217H160ZM163 218V217H162ZM166 218V217H165ZM180 218V217H179ZM205 218H207V217H205ZM25 219V218H24ZM23 219V220H24ZM32 219V218H31ZM37 219H38V217H37ZM141 219V218H140ZM173 219V218H172ZM176 219V218H175ZM174 219V220H175ZM202 219V218H201ZM203 219H204V217H203ZM202 219V220H203ZM28 221L30 220V218L29 219H27ZM36 220V219H35ZM46 220V219H45ZM133 220H135V219H133ZM138 220V219H137ZM148 220V219H147ZM164 220V219H163ZM167 220H169V219H166V221ZM170 220H171V218H170ZM170 220L169 221H167V222H169L170 223ZM179 220H181V219H179ZM179 220H178V222H179ZM209 220V219H208ZM19 221H22L21 219L19 220ZM33 221V220H32ZM43 221H44V219H43ZM156 221H158V220H156ZM160 221V220H159ZM190 221V220H189ZM210 221V220H209ZM214 221V220H213ZM24 222V221H23ZM137 222H139V220L137 221ZM142 222H144V221H142ZM173 222V221H172ZM183 222H184V219H183ZM196 222H197V220H196ZM196 222H194V223H196ZM199 222V221H198ZM202 222V221H201ZM234 222H235V220H234ZM20 223V222H19ZM28 223V222H27ZM30 223V222H29ZM141 223V222H140ZM145 224L147 223L146 221L144 222ZM144 223L142 224V225H140V226H138V228L140 227H142L143 225H144ZM158 223V222H157ZM24 224V223H23ZM22 223H21V225H23ZM134 224H139V223H134ZM185 225L187 224L186 222L184 223ZM208 224V223H207ZM214 224V223H213ZM234 224V223H233ZM238 224V223H237ZM25 225H26V222H25ZM133 225V224H132ZM132 225H130V226H132ZM189 225V224H188ZM193 225V224H192ZM199 225H201V224H199ZM211 225L212 224H209V227H211ZM20 226V225H19ZM18 226V227H19ZM30 226H31V223H30ZM129 226V227H130ZM170 226V225H169ZM25 227V226H24ZM27 227H28V225H27ZM32 227V226H31ZM128 227V226H127ZM134 227H136V226H134ZM171 227V226H170ZM201 227V226H200ZM133 228V227H132ZM131 228V229H132ZM137 228V227H136ZM154 228V227H153ZM174 228V227H173ZM176 228V227H175ZM174 228V229H175ZM177 228H178V226H177ZM182 228V227H181ZM217 228V227H216ZM249 228V227H248ZM25 229V228H24ZM29 229V228H28ZM28 229H27V231H28ZM131 229H130V232H128L130 235H133L132 233H131ZM134 229V228H133ZM152 229V228H151ZM163 229V228H162ZM167 229V228H166ZM173 229V230H174ZM31 230V229H30ZM172 230V229H171ZM235 230H236V228H235ZM26 231V230H25ZM97 231V230H96ZM153 231H155L154 229H153ZM177 231V230H176ZM249 231H251V230H249ZM133 232H135V231H133ZM150 232H151V230H150ZM163 232V231H162ZM23 233H25V232H23ZM27 233V232H26ZM78 233V232H77ZM147 233V232H146ZM146 233H145V235H146ZM148 233H149V231H148ZM152 233V232H151ZM157 233V232H156ZM208 232H206V234H207ZM217 233V232H216ZM128 234V235H129ZM138 234H140V233H138ZM144 234V233H143ZM155 234V233H154ZM173 234H175V233H173ZM26 235V234H25ZM32 235V234H31ZM31 235H28V236H31ZM125 235H127V233L125 234ZM130 235H129V238H130ZM148 235V234H147ZM172 235V234H171ZM170 235V236H171ZM176 235H177V233H176ZM133 236H136V235H133ZM173 236V235H172ZM171 236V237H172ZM150 237V236H149ZM148 237V238H149ZM153 237H155V236H153ZM152 237V240L154 239ZM159 237H160V235H159ZM166 237V236H165ZM27 238V237H26ZM28 239H30V237L28 238ZM137 239H138V237H137ZM156 239V238H155ZM243 239V238H242ZM30 240H32V239H30ZM124 240H126V239H124ZM134 240V239H133ZM131 241V240H130ZM117 242V241H116ZM125 242H129V241H125ZM131 243V242H130ZM127 244H129V243H127ZM74 245V244H73ZM131 245V244H130ZM129 245V246H130ZM92 246V245H91ZM124 246V245H123ZM122 246V247H123ZM171 246V245H170ZM124 247H126V246H124ZM16 249V248H15ZM18 251V250H17ZM58 252V251H57ZM16 253V252H15ZM29 254V253H28ZM64 254V253H63ZM30 257V256H29ZM2 261V260H1ZM181 262V261H180ZM260 262V261H259ZM23 263V262H22ZM203 264V263H202Z\"/></svg>", "mask_w": 264, "mask_h": 264}]
</instances>
